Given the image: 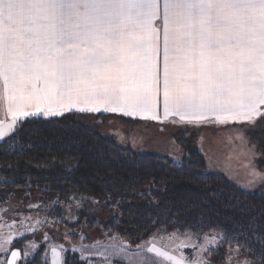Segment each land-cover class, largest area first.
<instances>
[{
	"label": "snow or ice",
	"instance_id": "obj_1",
	"mask_svg": "<svg viewBox=\"0 0 264 264\" xmlns=\"http://www.w3.org/2000/svg\"><path fill=\"white\" fill-rule=\"evenodd\" d=\"M0 109L8 117L0 120V143L14 139L25 120L116 113L193 128L230 125L225 147L235 150L240 141L237 159H246L243 129L264 121V0H0ZM244 167L247 186L264 184V173ZM28 209L47 212L49 205ZM67 212L8 222L0 206V264L35 255V240L16 244L38 232L43 264H65L68 251L82 264L93 257L99 264H210L206 254L229 243L215 229L200 237L177 228L134 247L118 234L102 248L88 245L81 234L80 245L68 249L45 230L74 221L71 204ZM164 239L170 243L161 246Z\"/></svg>",
	"mask_w": 264,
	"mask_h": 264
},
{
	"label": "trees",
	"instance_id": "obj_2",
	"mask_svg": "<svg viewBox=\"0 0 264 264\" xmlns=\"http://www.w3.org/2000/svg\"><path fill=\"white\" fill-rule=\"evenodd\" d=\"M80 116L87 115L25 120L14 139L0 143V203H30L42 191L40 200L49 206L59 199L51 211L57 219L65 205L83 203L71 227L86 224L133 240L177 228L202 237L215 229L229 238L220 248L237 247L238 240L256 263L264 259V186L246 191L208 172L204 154L181 133L175 140L185 154L173 160L124 147ZM96 116L104 121L110 114ZM252 138L264 152V131ZM25 264H43L42 250Z\"/></svg>",
	"mask_w": 264,
	"mask_h": 264
},
{
	"label": "rangeland",
	"instance_id": "obj_3",
	"mask_svg": "<svg viewBox=\"0 0 264 264\" xmlns=\"http://www.w3.org/2000/svg\"><path fill=\"white\" fill-rule=\"evenodd\" d=\"M1 117L2 116H0V120L2 119ZM82 117L81 119H83V121L88 126H98L102 135L112 138L118 144L124 147H131L139 153H154L165 155L172 158L173 160H181L185 154L184 148L178 145L175 140L176 135L181 133L184 137H187L188 139L193 141V143L204 154L207 161L208 172L222 174L227 177V179H229L232 183L246 191H255L258 188L264 186V184L247 186V182L250 177L248 175V169L244 167V163H249L250 168H254L257 171L264 173V168H262L261 166L262 164L264 165V152L261 151L258 148V145L252 140L253 132L264 131V121L262 120L257 119L254 125L247 126L243 129V134L247 141L245 147L250 149L251 151L246 159L243 157L237 159L241 147L240 141L234 140V144L237 146L235 150L229 147H225L228 132L229 130H231L230 125L221 126L219 128L215 126L193 128L187 125H172L167 122L164 124H154L155 122L153 121L138 122L136 121V119L126 120L121 116L112 114L107 120L104 121L99 120L97 116L88 115L86 117ZM161 129L163 130L161 131ZM133 141H135V144L133 143ZM209 158H211V163H209ZM242 160L243 163L241 162ZM41 196L42 191L35 194L33 193L29 199L30 203L48 205V203L41 202ZM16 200L17 199L13 198L11 201H4L3 203H0V206L4 208L3 218L8 222H11L13 219L19 221L21 215H32L35 217L37 214H39L41 217L48 216L49 218H53L55 216H51L53 214L51 213L53 209V207L51 206H49V210L47 212H44L42 210H40L39 213H37L36 211L30 212L28 209V205L30 203L19 204L18 202H16ZM70 204L71 215L73 214L74 210L80 209L83 205V203H81L82 205H79L78 203V206L73 203ZM68 205L69 204L63 207V213L65 215L62 213V218L69 215V213L67 212ZM56 213L57 212H54V214ZM45 230L52 238V242L57 244H64L68 249H71L73 244H75L76 246L80 245L81 234L84 235L85 243L88 245L99 241L100 247L102 248L104 245L114 242L110 239L113 234H107L106 236L105 233L101 230L91 229L86 224H81L77 228L71 227V221L67 223H60L57 228H46ZM2 231L6 233L8 229L4 228L2 229ZM65 232L71 234V243H69V241L65 239ZM153 234L154 233L148 235L144 238V240H147ZM29 239L35 240L40 244L39 250H42V257H44V245L42 243L43 232H38L35 236H29L28 239L18 241V248L23 249L24 246L28 243ZM123 239L129 241L133 245V247L136 243L140 242V240H133L130 238ZM169 243L170 242L167 239L160 241L161 246H166ZM219 249H221V251H219ZM235 249L236 246H226L223 249L219 246L217 251H214L211 254H206V258L210 262V264H245V261H251L253 262V264H257L241 249H239V252L235 251ZM185 251L189 256H192V252L190 249H185ZM34 256L35 255H30L27 258L26 262L32 260ZM64 258L65 264L68 260L72 261L73 264L82 263L79 258V253L68 251L64 253ZM100 260L101 258L99 257H93V264H99ZM26 262L21 261L19 263L25 264ZM113 264H120V262L117 260H113Z\"/></svg>",
	"mask_w": 264,
	"mask_h": 264
},
{
	"label": "crops",
	"instance_id": "obj_4",
	"mask_svg": "<svg viewBox=\"0 0 264 264\" xmlns=\"http://www.w3.org/2000/svg\"><path fill=\"white\" fill-rule=\"evenodd\" d=\"M0 116H2L1 118V120H7L8 119V117L5 115V111L4 110H2V109H0ZM108 114H112V115H116V116H121L120 114H116V113H108ZM82 115H84V114H82ZM87 116L88 115H90V116H96V115H98V114H86ZM122 117V116H121ZM124 118V117H123ZM124 119H126V120H131L130 118H124ZM133 121V120H132ZM136 121H141V120H139V119H136ZM135 121V122H136ZM147 122V121H146ZM153 122H155L154 124H160L159 122H156V121H153ZM152 123V122H151Z\"/></svg>",
	"mask_w": 264,
	"mask_h": 264
}]
</instances>
